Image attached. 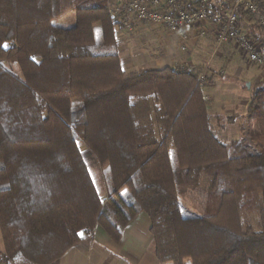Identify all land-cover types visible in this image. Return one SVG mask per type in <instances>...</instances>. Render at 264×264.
<instances>
[{
	"label": "trees",
	"instance_id": "obj_1",
	"mask_svg": "<svg viewBox=\"0 0 264 264\" xmlns=\"http://www.w3.org/2000/svg\"><path fill=\"white\" fill-rule=\"evenodd\" d=\"M111 2L0 0V264H53L98 226L120 245L142 213L161 264H264V82L223 143L194 71L91 53L96 28L116 43ZM81 142L110 172L106 201Z\"/></svg>",
	"mask_w": 264,
	"mask_h": 264
},
{
	"label": "built area",
	"instance_id": "obj_2",
	"mask_svg": "<svg viewBox=\"0 0 264 264\" xmlns=\"http://www.w3.org/2000/svg\"><path fill=\"white\" fill-rule=\"evenodd\" d=\"M109 13L124 32L148 27L159 37L174 38L184 54L208 38L217 48L234 45L249 63L264 66V41L249 32L264 35V0H112ZM208 73L206 67L199 77L202 89L211 79Z\"/></svg>",
	"mask_w": 264,
	"mask_h": 264
},
{
	"label": "crops",
	"instance_id": "obj_3",
	"mask_svg": "<svg viewBox=\"0 0 264 264\" xmlns=\"http://www.w3.org/2000/svg\"><path fill=\"white\" fill-rule=\"evenodd\" d=\"M123 32V31H122ZM120 28H117L116 35V43L114 44L115 52L114 54H118L122 63L123 70L126 72H133L138 70L145 71H161L167 67L170 68H179L176 66L169 65L170 60H182L184 59V53L180 51L178 42L176 41L177 46L173 45L168 37L160 38L159 42L160 46L154 45L149 51L148 49H143L141 52H138L134 46L143 47L147 46L148 42H151V36L147 35V30L142 28L139 30L137 35L134 37H129L127 34H123ZM251 38L258 43L263 44L264 35L262 32L254 31ZM255 39H254V38ZM208 43L211 42L210 39L205 38L202 39L198 45L199 53L203 54L207 48ZM195 45V44H194ZM193 45V46H194ZM192 46V47H193ZM216 46V45H215ZM195 47V46H194ZM224 47H234V45L225 44L221 47L215 49L216 56L221 55L224 56V53L219 52L222 51ZM150 49V48H149ZM237 50V49H236ZM154 52L152 56H148L147 54L150 52ZM238 51V50H237ZM239 52V51H238ZM264 52V50H263ZM198 55V54H197ZM196 59H190L189 61H183L180 67L189 68L192 71H195ZM231 61V60H230ZM189 63V65H187ZM264 88V87H263ZM259 88L256 86V90ZM256 92V91H255ZM205 97L211 102L210 114L215 115L221 113L224 107L232 108L231 111L236 112V108H244L248 110V104L250 105V100L248 98L240 97L238 93L234 97L228 98H215L213 95L208 93H204ZM238 94V95H237ZM254 95V94H253ZM253 97V96H252ZM247 113V112H246ZM246 114L244 113L241 116L236 114L232 115L234 117L233 121L237 119L240 120ZM238 116V117H237ZM236 117V118H235ZM231 121V120H230ZM241 121V120H240ZM241 124L239 125V129ZM213 133L216 137L222 141L213 130ZM92 175V174H91ZM94 182L95 179L93 178ZM96 184V182H95ZM97 187V185H96ZM98 189V187H97ZM99 191V190H98ZM101 191V192H100ZM99 193L103 200H107L110 195V190L108 188L107 181H104V188L100 189ZM108 194L106 198H103L102 195ZM151 220L145 213L138 215L125 229L123 242L118 245L116 244L110 236L101 228L96 227L91 235H85L83 241L68 251L61 259L54 262L53 264H161L154 251V246L150 234L151 230ZM1 232V231H0ZM2 237V235H1ZM4 251L0 250V252Z\"/></svg>",
	"mask_w": 264,
	"mask_h": 264
},
{
	"label": "rangeland",
	"instance_id": "obj_4",
	"mask_svg": "<svg viewBox=\"0 0 264 264\" xmlns=\"http://www.w3.org/2000/svg\"><path fill=\"white\" fill-rule=\"evenodd\" d=\"M76 24V13L71 12L65 17L58 19L55 21V25L64 28V29H70L73 28ZM147 30V35L151 36V42L147 44V46L143 47H137L134 46L136 49H138V52H141L143 49H148L151 51L154 42H156V45L160 46V38L156 35L154 31L149 29L148 27L145 29ZM123 30H121L122 32ZM123 34H127L129 37H134V35H137L139 31L134 32L133 34L122 32ZM170 41L177 46V43L172 38L168 37ZM160 42V43H159ZM201 42V40H198L195 43V47L193 46L191 48V51L187 52L184 55L183 61H189L190 59H196L195 68L194 71L199 77L202 72L205 71L206 67H208L209 75H210V81L207 83L206 89H204V93H208L213 95V97L217 98H228V97H234L236 96V93L239 94L240 97L248 98L250 100V104L252 101V96L255 93L256 86L259 83L264 82V66H258L253 65L247 61L246 58H244L234 47H224V49L219 50V52L224 53V56L221 57V55L216 56L215 49L216 46L214 43H208L207 48L203 54L199 53L198 51V45ZM213 42V41H211ZM150 48V49H149ZM115 48L114 45L107 44L103 32L101 28L95 29V44L91 48V53L94 55H105V54H114ZM154 54V52H150L147 55L150 57ZM198 54V55H197ZM231 60V61H230ZM182 60H170L169 59V65L172 64V66L180 67L183 63ZM4 65L12 70L15 73H18V67L16 65H11L9 63H4ZM189 65V63L187 64ZM248 84H250V88H248ZM237 94V95H238ZM209 98V97H207ZM211 103V102H210ZM261 103L264 104V98L261 100ZM249 106V104H248ZM232 108L224 107L223 111L217 115L214 116L212 113V120H211V128H213L214 132L223 139V143L225 144H231L234 141H237L241 138V130L239 129V125L241 124V121L243 117L240 120L233 121L234 118H232L233 114H236L238 116L243 115L244 113L247 115L246 112H248L247 108H236V112L231 111ZM246 115L244 117H246ZM237 116V117H238ZM232 118V119H231ZM236 118V117H235ZM231 120V121H230ZM79 149L82 152L85 161L89 167L90 173L92 174V177L95 179L96 185L98 187V190L104 188V181L108 183V188L110 192L112 191V183H111V176L109 170H103L100 167V164L98 163L96 157L94 154L89 150V148L83 143H79ZM171 160L173 163V167L175 170H178V162H177V156L175 151H171L170 153ZM101 192V191H100ZM108 194L102 195L103 198H106ZM250 223H252L255 227L258 224V218L253 216L248 219ZM0 250H3V243H2V237L0 232ZM191 264V263H187Z\"/></svg>",
	"mask_w": 264,
	"mask_h": 264
},
{
	"label": "water",
	"instance_id": "obj_5",
	"mask_svg": "<svg viewBox=\"0 0 264 264\" xmlns=\"http://www.w3.org/2000/svg\"><path fill=\"white\" fill-rule=\"evenodd\" d=\"M248 88H250V84H248Z\"/></svg>",
	"mask_w": 264,
	"mask_h": 264
}]
</instances>
